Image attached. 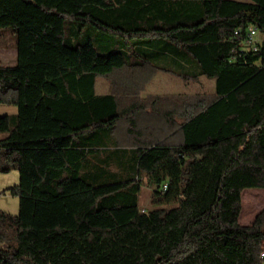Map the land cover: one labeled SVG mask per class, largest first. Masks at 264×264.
I'll use <instances>...</instances> for the list:
<instances>
[{
  "label": "trees",
  "instance_id": "obj_1",
  "mask_svg": "<svg viewBox=\"0 0 264 264\" xmlns=\"http://www.w3.org/2000/svg\"><path fill=\"white\" fill-rule=\"evenodd\" d=\"M5 27L18 212L0 209V264H264V208L238 222L241 192L264 189V0H0ZM146 69L214 93L140 98Z\"/></svg>",
  "mask_w": 264,
  "mask_h": 264
},
{
  "label": "rangeland",
  "instance_id": "obj_2",
  "mask_svg": "<svg viewBox=\"0 0 264 264\" xmlns=\"http://www.w3.org/2000/svg\"><path fill=\"white\" fill-rule=\"evenodd\" d=\"M245 1V0H239ZM65 30L68 32V24H65ZM15 41V34L9 27L0 28V44ZM138 75L149 76V80L144 84L140 94L143 96L145 88L149 92L158 91L160 93H178V94H162L160 96H181L190 100L198 97L208 98L214 93V80L200 77L195 81H184L178 77L163 72L147 71L143 74L142 71ZM139 77V76H138ZM151 80V81H150ZM150 81V82H149ZM148 82L150 83L148 85ZM111 79L98 78L95 84L96 91L100 94L101 90L108 91L110 89ZM98 87V88H97ZM101 89V90H100ZM4 133H0V138L4 137ZM167 145H178L183 143L181 133H175L165 140ZM18 182V173L11 170L7 173L0 172V209L12 215L18 212V198L4 191ZM138 204L142 209L152 207V191L145 182L140 187L138 194ZM264 208V189H245L241 192V212L238 217V222L241 225H248L252 222L254 216Z\"/></svg>",
  "mask_w": 264,
  "mask_h": 264
},
{
  "label": "crops",
  "instance_id": "obj_3",
  "mask_svg": "<svg viewBox=\"0 0 264 264\" xmlns=\"http://www.w3.org/2000/svg\"><path fill=\"white\" fill-rule=\"evenodd\" d=\"M16 56H17V50L15 48V41L12 40L9 43H2V44H0V66L6 67V66H14V65H16V62H17L16 61ZM147 71H148V69H146V70H144L142 72H143V74H145ZM149 71L152 72V70H149ZM99 78H102V77H99ZM97 79H96V81H97ZM181 80H183V79H181ZM184 81H194V80H184ZM149 82H148V85L150 84ZM95 84H96V82H95ZM112 88H113V85H112V87L110 86V89L108 91H104V90H101L100 89L101 92H102L100 94L96 91V88H95V93H96V95H108V94H111L112 93ZM142 93L144 95L142 96L140 94V98H144V97L149 96V95L178 94V93H171V92L170 93H166V92L165 93H160L158 91L149 92V90H147V87L145 88L144 92H142ZM15 113H16V108L13 105L0 104V116L1 115H12V114H15Z\"/></svg>",
  "mask_w": 264,
  "mask_h": 264
},
{
  "label": "built area",
  "instance_id": "obj_4",
  "mask_svg": "<svg viewBox=\"0 0 264 264\" xmlns=\"http://www.w3.org/2000/svg\"><path fill=\"white\" fill-rule=\"evenodd\" d=\"M256 34H257V32L254 28H249V30L246 34V43H248V44L252 43L256 38ZM164 189H165V185H164ZM261 257L262 258L264 257V251L261 253Z\"/></svg>",
  "mask_w": 264,
  "mask_h": 264
}]
</instances>
